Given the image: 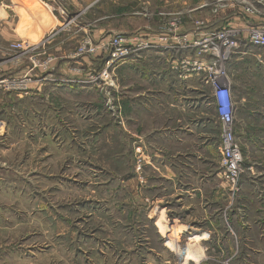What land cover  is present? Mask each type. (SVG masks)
<instances>
[{"label":"rangeland","instance_id":"obj_1","mask_svg":"<svg viewBox=\"0 0 264 264\" xmlns=\"http://www.w3.org/2000/svg\"><path fill=\"white\" fill-rule=\"evenodd\" d=\"M115 1L123 3V10L110 6ZM103 2L109 3L106 7L111 9L112 26H117L123 14V29L148 24L159 28L160 36L146 39L116 34L95 42L90 32L81 34L75 25L61 30L56 20H48L37 32L30 29L24 13L18 29L21 39H0V79H28L30 86L41 87L40 93L26 96L0 90V202L5 203L8 197L15 223L24 224L20 232L27 238L23 236L21 242H31L46 260L44 264H187L189 250L199 253L194 256L198 264H264V224H260L264 222V48L245 43L249 28L226 25L213 30L243 32V44L224 71L239 87L237 91L246 88L247 93L240 103H234L231 94L229 126H224L212 104L207 106L208 138L201 149L204 158L185 159L184 153L192 152L194 145L176 143L179 155L171 159L169 151L175 143L150 146L141 140L142 133L160 132L168 119L156 117L154 126H161L152 129L142 126V118L129 109L135 94L150 87L143 81L153 79V71L137 63L143 54L169 45L160 40L168 38L166 28L171 21L176 20L178 34L184 36L185 26L201 23L205 28L208 21L223 14L220 11L226 13L231 3ZM199 3L208 8L192 15L189 11ZM234 3L243 5L255 22H264V0ZM141 8L149 14L140 13ZM213 31L200 30L188 39L196 41L199 35ZM87 36L96 49L90 56L80 52ZM46 37L45 45L35 49ZM74 38L77 44L72 46ZM114 38H126V47L133 51L142 42L150 49L110 67L109 52L99 47ZM14 44H25L31 51L21 55L11 48ZM89 58L102 62L92 65ZM168 115L181 126L184 123V113ZM127 116L134 122L127 121ZM228 129L242 157L236 186L224 167ZM193 169L207 176L201 190L200 180L192 181ZM187 205L193 208L187 211ZM239 213L250 234L238 229ZM161 216L165 218L161 220ZM194 220L203 221L195 223L201 230L195 235L182 234L183 227ZM161 232L167 237L163 239ZM194 237L205 240L194 241Z\"/></svg>","mask_w":264,"mask_h":264},{"label":"crops","instance_id":"obj_2","mask_svg":"<svg viewBox=\"0 0 264 264\" xmlns=\"http://www.w3.org/2000/svg\"><path fill=\"white\" fill-rule=\"evenodd\" d=\"M103 1L108 0H0V39L2 42H16L21 39V36L18 34V29L19 23L21 21L20 17L22 14L24 15V13H26L29 17L30 29H33L37 32L39 29L42 30L41 28L48 20H56L58 22V20L55 19V5L65 7L71 18H75L73 24L75 26H73V28H79V31L82 32L81 34L84 32H90V35L92 34L93 40L95 42H99L103 39H109L112 37V35L116 34L126 36L139 35L146 39L157 38L160 36L161 32L159 28L148 26V24L134 29H123V12L121 13L122 15L120 14L121 21L116 23L117 26H112L109 24V19H111L112 16L110 13L111 9L109 10L110 7H106L107 5L109 6V3H105ZM129 1L131 3H135L138 0ZM234 1L235 0H229V3L231 4L228 7V11L226 13L225 9L220 11L223 12V14L208 21V26L205 28L197 29L194 23H191L185 26L183 31L190 37L195 38V35L199 33L200 30L213 31L226 25H233V27L237 28H249L264 23H261V20L255 22L253 17L246 15L243 5L235 4ZM112 4L114 6L116 5L117 7H120L123 10L122 2L118 4L116 1L111 2L110 6ZM207 8L208 6L206 4L201 5V3H199V6L191 8L189 12L192 15L202 14ZM140 13L143 15L149 14L147 10L142 8L140 9ZM17 18L18 21H16ZM70 44L72 46L76 45V38L71 39ZM187 55H192V53H174L166 49H162L154 53L143 54L142 57H140V61L137 63V65L139 67L144 66L145 69L152 70L153 79L150 81L147 79V81H143L145 82V86L150 85V87L145 89L142 88L139 92H137L135 94L134 102H130L129 105V109L132 112H135V115H137L138 118H142V126L150 127L152 129L157 127L160 128V124L154 126L153 120L157 119L159 116H164V119H168L165 121L167 125L164 127L162 126V130L160 132L159 129H155L149 133H142L141 136L143 138L141 140L142 143L149 144L150 146L157 144V142L162 143L163 141L166 143H175L173 146V151H169L172 153L170 157L171 159H175L176 155H179V152H175L177 147L176 143L178 145H194L192 152L184 153V156H186L185 159H193L195 156H197V159L204 158V155L201 153V149L205 147L208 138L206 131L208 128V122L205 111L207 110V106H212L207 104V97L210 96L209 94H211L210 88L205 85L202 77L194 76L189 79L182 80L179 75L172 70V64L178 59L186 57ZM87 61H91L92 65L95 63L96 65H100L102 62L101 60H91L90 58ZM238 86L240 85L238 84ZM237 89H239V87H237L234 82H232V97L234 103L237 101L240 103V98L245 96L247 93L246 88L243 89V91L239 90L240 92L237 91ZM40 92V86H30L29 95H34V93L36 95ZM242 108L245 107L242 106ZM214 110L216 109L214 108ZM178 112L184 113L185 115L182 126L180 121L177 122L172 117H170V115H168L171 113L176 114ZM127 121L134 122L130 116H127ZM177 127H182V130H177ZM193 172L194 173H191V176L195 178H193L192 181L198 182L197 179H199L200 185L198 186L199 190H201L203 184L204 187L207 184V176L206 174H202L200 169H193ZM218 193H220V190ZM192 198L194 199L195 196ZM8 203V197L5 203L0 202V264H44L46 260L43 256L39 255L38 251H36V247H32L31 242H21L24 232H20V227H23L24 224L18 225L15 223L13 218L14 216L11 213L13 209H10ZM191 208H193L191 205H187L186 207L187 211H189ZM199 208H201V205H199ZM236 215L238 218L237 220H239L238 229L242 230L244 234H250V231H248L249 229L246 227V222H243V219L240 218V213ZM163 218L165 217L161 216L160 219L162 220ZM161 220L159 222L160 225ZM201 222L203 221H191L188 225L183 227L184 229L181 228L183 229V232L181 233L195 235L196 232L201 230L198 229L195 223ZM261 223L264 224L263 221L260 222V224ZM161 228L162 230L164 229L163 226H161ZM177 230L178 234H181L179 228H177ZM214 233L216 235L218 234L217 231ZM160 234H162L163 239L167 237L165 232H161ZM211 235H213V233H211ZM24 237L27 238V235ZM193 240L204 241L205 239L202 237H194ZM189 251V254H194L193 256L199 255V253H192V250ZM189 264L198 263L193 261L189 262Z\"/></svg>","mask_w":264,"mask_h":264},{"label":"built area","instance_id":"obj_3","mask_svg":"<svg viewBox=\"0 0 264 264\" xmlns=\"http://www.w3.org/2000/svg\"><path fill=\"white\" fill-rule=\"evenodd\" d=\"M55 19L60 23L61 30L69 28L74 24L75 18H71L67 9L63 6L55 5ZM247 12H251L247 10ZM253 14V13H252ZM197 29H202L204 24L196 23ZM168 38L160 41L167 42L169 45L164 49L174 53L187 52L192 55L180 58L172 64V70L179 75L182 80L189 79L194 76L202 77L203 82L211 90L210 97H207L209 105H213L218 111L224 126H229L232 122L233 103L231 99L232 82L225 73V65L229 58L239 49L242 41L243 32L237 29H222L221 31H213L208 34L199 35L196 41L188 39L189 35L179 36V25L175 21H171L166 28ZM198 34V33H197ZM196 34V35H197ZM47 37L36 44L35 49H40L45 45ZM126 38H114L107 44L102 43L99 50H106L109 54V66L115 65L122 59H126L130 55L150 49L147 43H141L139 49L133 51L126 47ZM253 48H264V23L258 26L249 27L247 30L246 42ZM14 51L24 55L28 50L25 44H14L11 47ZM81 54L90 56L96 53V49L92 45V40L87 36L81 44ZM33 63V61H32ZM32 81L28 79H0V90L6 92H20L21 94H29V86ZM225 151L223 156L224 167L228 172L233 186H236L241 174V153L232 138L230 129L225 131Z\"/></svg>","mask_w":264,"mask_h":264},{"label":"bare ground","instance_id":"obj_4","mask_svg":"<svg viewBox=\"0 0 264 264\" xmlns=\"http://www.w3.org/2000/svg\"><path fill=\"white\" fill-rule=\"evenodd\" d=\"M187 246L190 247V246H192V245L188 244ZM191 252H192V251H191ZM189 253H190V252H189ZM184 256H185V255H184ZM185 260H186V263L195 261L194 256L191 255V254H188L187 257H185Z\"/></svg>","mask_w":264,"mask_h":264}]
</instances>
